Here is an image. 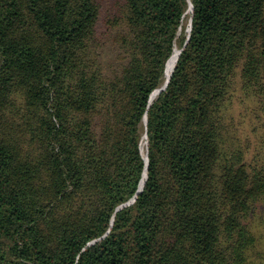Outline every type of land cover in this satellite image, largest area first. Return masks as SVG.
<instances>
[{
    "label": "trees",
    "instance_id": "trees-1",
    "mask_svg": "<svg viewBox=\"0 0 264 264\" xmlns=\"http://www.w3.org/2000/svg\"><path fill=\"white\" fill-rule=\"evenodd\" d=\"M248 101L264 0H0V264H246Z\"/></svg>",
    "mask_w": 264,
    "mask_h": 264
},
{
    "label": "rangeland",
    "instance_id": "rangeland-1",
    "mask_svg": "<svg viewBox=\"0 0 264 264\" xmlns=\"http://www.w3.org/2000/svg\"><path fill=\"white\" fill-rule=\"evenodd\" d=\"M106 7H112L117 0H98ZM190 10V8H188ZM190 11L186 12L183 19V30L188 31ZM165 71V70H164ZM153 93V92H152ZM156 93H158L156 91ZM151 99V98H150ZM236 112L233 115L232 132L234 147L239 144L246 146L249 151L247 159L262 158L264 153V112L254 101H248L242 105H235ZM145 137L142 138L141 148L146 151ZM143 180V179H142ZM141 180V181H142ZM257 213L251 220L255 243L249 252L246 264H264V208L258 207Z\"/></svg>",
    "mask_w": 264,
    "mask_h": 264
},
{
    "label": "bare ground",
    "instance_id": "bare-ground-1",
    "mask_svg": "<svg viewBox=\"0 0 264 264\" xmlns=\"http://www.w3.org/2000/svg\"><path fill=\"white\" fill-rule=\"evenodd\" d=\"M190 10L187 9L186 12H189ZM179 54V48L177 45L174 46V49H173V52L172 54L170 55V57L168 58L167 60V63L165 65V71H164V76H165V81L164 83L167 81V79L169 78L172 70H173V67H174V64L176 62V59H177V56ZM163 83V84H164ZM157 90H155L152 94H151V99L157 94L156 93ZM158 92V91H157ZM143 184V180L141 181L140 183V186Z\"/></svg>",
    "mask_w": 264,
    "mask_h": 264
},
{
    "label": "water",
    "instance_id": "water-1",
    "mask_svg": "<svg viewBox=\"0 0 264 264\" xmlns=\"http://www.w3.org/2000/svg\"><path fill=\"white\" fill-rule=\"evenodd\" d=\"M188 8H190V11H191V9H192V5H191V3L189 2V7ZM191 20V19H190ZM190 20H189V25H190ZM190 29V27L188 28V30ZM179 52H180V49H179ZM169 79V78H168ZM168 79H167V81L164 83V84H162V86L160 85L158 88H156L157 89V91L159 92L160 90H162V89H164L165 88V86H166V84H167V82H168ZM151 102V101H150ZM145 123H146V117H144V128H145ZM146 129V128H145ZM144 137H146V134L144 135ZM147 142V140H145V143ZM146 154H147V152L145 151V157H146ZM146 161H147V159H146ZM146 176V174L144 173V177ZM141 188H142V185L141 186H139V188H138V190H137V192H139L140 190H141ZM135 196L136 195H134L132 198H131V202L135 199ZM124 205V204H123Z\"/></svg>",
    "mask_w": 264,
    "mask_h": 264
}]
</instances>
